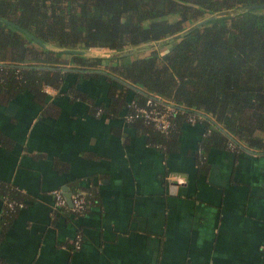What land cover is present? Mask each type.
<instances>
[{
    "label": "crops",
    "instance_id": "1",
    "mask_svg": "<svg viewBox=\"0 0 264 264\" xmlns=\"http://www.w3.org/2000/svg\"><path fill=\"white\" fill-rule=\"evenodd\" d=\"M110 85L0 98V187L24 198L11 214L0 198V264H264V132L202 148L211 128L187 123L159 143ZM57 189L88 195L85 213L55 207Z\"/></svg>",
    "mask_w": 264,
    "mask_h": 264
},
{
    "label": "trees",
    "instance_id": "2",
    "mask_svg": "<svg viewBox=\"0 0 264 264\" xmlns=\"http://www.w3.org/2000/svg\"><path fill=\"white\" fill-rule=\"evenodd\" d=\"M254 4L264 0H0V98H39L44 86L60 89L69 77L103 76L111 100L124 106L150 96L173 103L170 133L187 124L188 113L201 114L200 124L211 128L202 148L228 137L262 147L256 133L264 132V8L250 9ZM90 48L112 55L63 51ZM67 92L84 97L76 84ZM148 132L164 141L151 125ZM2 196L24 199L4 185Z\"/></svg>",
    "mask_w": 264,
    "mask_h": 264
},
{
    "label": "built area",
    "instance_id": "3",
    "mask_svg": "<svg viewBox=\"0 0 264 264\" xmlns=\"http://www.w3.org/2000/svg\"><path fill=\"white\" fill-rule=\"evenodd\" d=\"M125 119L132 122L136 119H142L147 125H151L154 130L161 133H168L172 127V116L177 112V107L160 97L150 96L143 104H138L136 101L128 102L126 105ZM202 115L199 113H188L186 115V122L189 124H196L202 120ZM176 184L184 183L185 179L180 175H174L170 178ZM54 205L57 208H67L76 215H83L89 204L87 195L83 192H75L71 194L70 202L65 198L61 190H53ZM5 202L10 210L15 207H22V202L10 201L5 198ZM81 236L77 235L74 240L73 247L78 249L80 247Z\"/></svg>",
    "mask_w": 264,
    "mask_h": 264
},
{
    "label": "water",
    "instance_id": "4",
    "mask_svg": "<svg viewBox=\"0 0 264 264\" xmlns=\"http://www.w3.org/2000/svg\"><path fill=\"white\" fill-rule=\"evenodd\" d=\"M250 9H254V8H264V4H254V5H251L249 6ZM214 17H209V18H206L200 22H198L197 24L198 25H201V24H204L206 23L207 21L213 19ZM26 35H28L31 39H33L34 41H36L37 43H41L40 40H38L37 38H35L34 36H32L31 34L27 33L26 32ZM64 52L66 53H81V54H85L86 52L84 50H70V49H67V50H63ZM65 198L67 199L68 202H70V197H71V194L70 193H65Z\"/></svg>",
    "mask_w": 264,
    "mask_h": 264
},
{
    "label": "rangeland",
    "instance_id": "5",
    "mask_svg": "<svg viewBox=\"0 0 264 264\" xmlns=\"http://www.w3.org/2000/svg\"><path fill=\"white\" fill-rule=\"evenodd\" d=\"M151 46H152V45H151ZM154 46H155V47H159V48L161 47L160 50H161V49H164V47H165V46H163V44H161V45L158 46L157 43L154 44ZM162 46H163V48H162ZM166 46H167V45H166ZM144 50H145V48H142V51H144ZM130 51H131V50H130ZM94 55H95V56H99V55H100V56H102V57H107V58H108V57H111L112 52H109V50H107V49H100V50H97V51H96V54H94Z\"/></svg>",
    "mask_w": 264,
    "mask_h": 264
}]
</instances>
